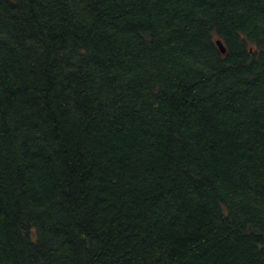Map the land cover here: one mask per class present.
Listing matches in <instances>:
<instances>
[{
	"label": "trees",
	"instance_id": "trees-1",
	"mask_svg": "<svg viewBox=\"0 0 264 264\" xmlns=\"http://www.w3.org/2000/svg\"><path fill=\"white\" fill-rule=\"evenodd\" d=\"M0 264H264V0H0Z\"/></svg>",
	"mask_w": 264,
	"mask_h": 264
},
{
	"label": "water",
	"instance_id": "water-1",
	"mask_svg": "<svg viewBox=\"0 0 264 264\" xmlns=\"http://www.w3.org/2000/svg\"><path fill=\"white\" fill-rule=\"evenodd\" d=\"M215 46L217 47V49L219 50V52L221 54H224L225 50L221 44V42H219L218 40L215 41Z\"/></svg>",
	"mask_w": 264,
	"mask_h": 264
}]
</instances>
